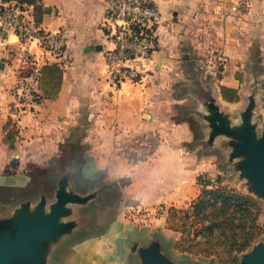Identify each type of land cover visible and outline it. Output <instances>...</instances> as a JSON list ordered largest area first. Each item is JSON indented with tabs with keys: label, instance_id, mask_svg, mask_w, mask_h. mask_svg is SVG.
I'll return each instance as SVG.
<instances>
[{
	"label": "crops",
	"instance_id": "0c3cea01",
	"mask_svg": "<svg viewBox=\"0 0 264 264\" xmlns=\"http://www.w3.org/2000/svg\"><path fill=\"white\" fill-rule=\"evenodd\" d=\"M150 1L162 14L150 71L141 83L115 87L105 80L104 0H40L48 9L41 26L63 34L64 51L50 61L62 67V82L54 98L35 102L31 111L16 118L19 136L13 148L3 137L5 120L13 116L10 88L16 80L12 63L17 53L13 61L12 54L0 48V186H26L28 165L42 163L39 148H29L31 155L23 152L26 141L21 137L30 138L28 145L45 140L44 147L51 139L57 147L74 137L89 142L86 155L93 156L89 167L102 170L106 182L125 179L106 234L77 242L84 251L89 247L105 251V264H137L130 246L146 240L141 226L125 217V210L189 204L200 193L198 175L214 174L215 154L199 153L198 145H192L195 136L189 120H176L184 100L202 104L198 92L209 89L218 105L234 107L237 113L254 93L256 116L264 126V0ZM197 76L201 84L175 85ZM205 78L210 85L203 84ZM220 86L236 90L238 100L222 99ZM168 236L178 240L179 233Z\"/></svg>",
	"mask_w": 264,
	"mask_h": 264
},
{
	"label": "rangeland",
	"instance_id": "374dc122",
	"mask_svg": "<svg viewBox=\"0 0 264 264\" xmlns=\"http://www.w3.org/2000/svg\"><path fill=\"white\" fill-rule=\"evenodd\" d=\"M16 51L14 50L9 52L12 54V60L14 52L16 53ZM12 64L17 66V60ZM14 71H16V69H14ZM27 71L29 70H25L23 73L25 72L24 74H26ZM197 78L198 79L194 78V80L190 79L184 82H177L175 85L178 84L180 86L181 83L201 84L200 77L197 76ZM105 80H107L109 85L113 86L107 77ZM182 84L180 87H185ZM203 84L208 86L211 82L208 78H205ZM37 92H39L38 88L36 91L29 94L17 93L13 86L10 88V93L13 96L14 101L9 104V113L13 114L11 118V126H13L16 132L15 137L19 136V128L17 127L16 118L25 112L28 113L31 111V109L34 108L33 104H36L35 102L49 99L40 98L39 101H36L34 94ZM178 102L182 101L179 100ZM221 106L226 112H232L234 123L240 122V119L235 113L236 109L234 107H230L228 105ZM180 110V116L177 115L176 120L179 118L188 119L191 123L190 126L195 136L193 141L194 144L192 145L194 146L195 143L198 145L199 153L215 154L212 157V165H215L214 174H206L207 177L212 176L213 178H223L226 185L234 187L242 193L250 195L257 200L261 207L258 215V222L264 228L263 203L252 194L247 193L246 178H240L241 170L239 168V164L244 157L238 156L235 159L229 160V154L232 151L233 144L223 135H216L213 139L209 138L210 128H212L211 122L205 118L207 111L203 110L201 104H199L196 100H184L183 106ZM254 119L255 121H258L260 120V116L258 115ZM78 126L79 128L84 127L83 125ZM29 137L33 139L34 135L31 134ZM51 137L52 136L49 135L48 139ZM29 139L30 138L28 137H21V140L26 141V147L23 145V148H25L23 152L31 155L34 151L29 148H32L33 150H36L35 148H39L38 153L42 156L38 159L41 160L42 163H39L36 166L28 165L30 169V182H28L26 186H6L0 188V228H8L11 224H13V210L15 211L16 208H18V205H21L22 203L28 202L30 204L29 209L31 211L41 200H44L45 211L48 212L50 204L56 201L57 190L62 188L65 193L79 196L82 201L66 204L68 213L61 218V222L66 223L68 229L55 243L49 245L50 248L48 251L44 252L46 264H94L97 262L98 264H105L108 257V254L105 251L99 252V250H91L92 248L89 247L85 250L87 252H85L77 247V242L84 238H92L93 236L98 237L106 234L110 228L112 223L111 219L113 218L117 208V203L120 197L119 188L125 183V179L122 178L118 181L114 180L106 182L104 172H102V170L95 171L94 167H89L90 160L93 158L92 155H86L89 142L81 139L80 137L63 140L59 142L58 147L56 145L57 141L53 142V139L47 142L50 143L48 147H44V143H46V141L43 140L44 142H41V139H38V141H32V145H28V142L30 141ZM209 157H206V159L209 160ZM97 159H100V157ZM87 161L89 165H86ZM28 162L29 161H27V163ZM209 163L211 164L210 161L208 162V165H210ZM198 187L200 188V184H198ZM162 204L167 209L173 206L170 204L167 205L166 203ZM188 206L189 204H183L173 207L187 208ZM133 207L138 206H131L127 210ZM127 210H125V217L128 219ZM166 217L167 214H163V216L159 219H152L151 221L139 223L138 225L132 223L131 221L130 222L136 225V227L141 226L139 230L145 234V241L148 240L149 242L154 240L159 242L163 248L160 249L161 253H163L164 250L169 255L171 254L173 258L180 261L197 260L202 264H207L209 261H212L215 264H223L217 262L215 257H205L193 254H191L192 256H189L188 253L179 252L175 248L177 240L169 238L168 236L172 231H176L169 228V224L166 223ZM258 241H264V230L262 234L252 243ZM170 244L173 245V248L170 247ZM172 249H175L173 250L174 253L171 251ZM235 264H239L238 257Z\"/></svg>",
	"mask_w": 264,
	"mask_h": 264
},
{
	"label": "built area",
	"instance_id": "2783aa9c",
	"mask_svg": "<svg viewBox=\"0 0 264 264\" xmlns=\"http://www.w3.org/2000/svg\"><path fill=\"white\" fill-rule=\"evenodd\" d=\"M104 2L101 26L105 36L102 55L106 77L115 87L141 83L150 71L162 14L150 0ZM0 48L7 52L17 50L13 88L17 93L29 94L38 88L41 66L64 51L63 34L60 30H46L36 22L33 6L0 2ZM25 70L29 71L24 74ZM127 213L128 220L138 225L161 218L168 214V209L160 204L151 208L133 207Z\"/></svg>",
	"mask_w": 264,
	"mask_h": 264
},
{
	"label": "water",
	"instance_id": "95a60500",
	"mask_svg": "<svg viewBox=\"0 0 264 264\" xmlns=\"http://www.w3.org/2000/svg\"><path fill=\"white\" fill-rule=\"evenodd\" d=\"M253 94H249L247 105L236 113L239 123H234L232 114L216 103L211 90H201L198 97L203 110L207 111L205 118L211 122L209 138L223 135L233 144L229 160L244 157L239 164L240 178H246L247 193L262 201L264 207V126L254 119ZM78 201H82L79 196L67 194L60 188L48 212L45 211L44 200L31 211L28 202L18 205L13 210V224L0 228V264H46L44 252L68 229L67 224L61 222V218L68 213L66 204ZM161 248L159 242L147 240L133 242L129 251L137 264H202L197 260H177L164 250L161 253ZM237 257L239 264H264V241L252 243ZM207 264L215 263L209 261Z\"/></svg>",
	"mask_w": 264,
	"mask_h": 264
},
{
	"label": "trees",
	"instance_id": "16d2710c",
	"mask_svg": "<svg viewBox=\"0 0 264 264\" xmlns=\"http://www.w3.org/2000/svg\"><path fill=\"white\" fill-rule=\"evenodd\" d=\"M15 1L21 5H31L35 20L41 23L48 11L40 0H0ZM63 69L57 63H46L40 68L38 91L35 100L54 98L62 82ZM222 99L227 102L238 100L236 90L220 86ZM11 118L4 125L3 142L9 148L16 141ZM200 184L199 195L189 202L187 208L170 207L166 217L169 228L179 233L175 248L182 253L215 257L217 262L235 264L237 255L245 251L263 232L258 222L260 204L252 196L242 193L224 183L223 178L210 180L206 174L197 177Z\"/></svg>",
	"mask_w": 264,
	"mask_h": 264
}]
</instances>
